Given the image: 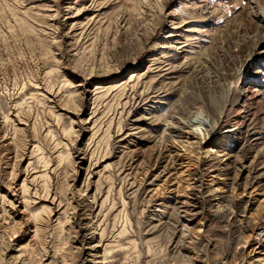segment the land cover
Masks as SVG:
<instances>
[{
  "label": "rangeland",
  "instance_id": "rangeland-1",
  "mask_svg": "<svg viewBox=\"0 0 264 264\" xmlns=\"http://www.w3.org/2000/svg\"><path fill=\"white\" fill-rule=\"evenodd\" d=\"M259 216L264 0H0V264H264Z\"/></svg>",
  "mask_w": 264,
  "mask_h": 264
},
{
  "label": "bare ground",
  "instance_id": "bare-ground-1",
  "mask_svg": "<svg viewBox=\"0 0 264 264\" xmlns=\"http://www.w3.org/2000/svg\"><path fill=\"white\" fill-rule=\"evenodd\" d=\"M139 78H141V76H139V74H136L135 75L134 73H131L130 76L128 77L126 83H130V84L132 83V85H131L132 88H136L137 85H138L137 82L139 81ZM254 82L255 81H253V79H252L251 81H248L246 83V85L244 86V88H242L243 93L241 94V98L238 100V101H240V103L241 102H246L247 96L248 95L249 96H252L255 93L254 91L256 89H255ZM143 84H144V82H143ZM124 86H122V87H124ZM119 90L120 89H118V91ZM124 90H125V88H124ZM236 90H237V87H233L232 89H229V90L227 89V91L221 95V97H220L219 100H217V99L216 100L211 99L210 101L212 103V108L214 110V113L216 114V117L215 118H208L207 119L201 113H197L196 114V117L194 118V120H192L193 122H191L189 124L190 127H191L190 130H188L186 132H183V133L187 134V135H185V140H188L191 135L195 134V131H200V129H202L201 126L204 127L202 129V131L204 130L205 133H206V135H211L213 132H215V130L223 123L224 117L228 114V112L231 110V108H234L236 106V103L238 102V101H235L234 100L235 97H236ZM105 91H108V90H105ZM120 94H122V93H120ZM123 96H125V95H123ZM119 97H120V95H119ZM111 122H113V121H111ZM111 122H109V123H111ZM236 123H238V121ZM109 125H111V124H109ZM116 126H118V125H116ZM238 129H239V127H237L236 130H238ZM98 130H100V129H98ZM105 130L103 132H107L109 130V127H108V129H105ZM120 131H121V127L118 126V130H117L116 133H118ZM231 132L232 131H228V133L225 136L226 139L235 138L233 133L230 134ZM95 135L96 134L94 132L93 135H92V137L95 136ZM213 144H215V142ZM203 152L208 157V155L215 154L217 152V150L213 146H209ZM67 158H69V160H70V158H71L70 155H68ZM227 165H229V164H227ZM44 175H46V174H44ZM190 175L193 176V178L191 179V182L190 183L188 182V184H186V185H187V187L190 188V190H193L192 191L193 193L191 194V198H189L190 200L182 199L183 200V202H182V205H183L182 206L183 207L182 210L183 211L181 213H183L185 215V217H187L189 219V221H187V222H194V221L200 219L199 220V221H201L200 222L201 223L200 225L203 226L204 225V222H203V219L201 218L202 215L200 214V210L197 207L198 201L196 200L199 197V194H202V192H203L202 191L203 190V187H204L203 186V182H202V180L199 177L195 176V174L191 173ZM23 190L25 192L27 190L25 183L22 185V191ZM217 190L218 189H216V191ZM180 196H182V195H180ZM211 202H212V199L206 200V204L207 205H209V204L211 205ZM184 204H186V205H184ZM45 211L48 213L47 210H45ZM39 216L40 215L35 214V215L32 216V218H34V221L35 222H38ZM260 218L258 220L245 222V225H244L243 228H244L245 232L247 233V237L245 238V239H247V241L257 240L258 241V244H260L261 242H264V218L263 219L262 218L260 219ZM35 231H36L35 233L38 232V226L37 225H35Z\"/></svg>",
  "mask_w": 264,
  "mask_h": 264
}]
</instances>
